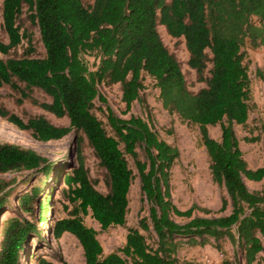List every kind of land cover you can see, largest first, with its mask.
<instances>
[{
	"label": "trees",
	"instance_id": "trees-1",
	"mask_svg": "<svg viewBox=\"0 0 264 264\" xmlns=\"http://www.w3.org/2000/svg\"><path fill=\"white\" fill-rule=\"evenodd\" d=\"M25 8L28 20L39 29L45 49L42 58L32 57L31 39L21 32L19 21ZM2 17L8 43L0 41V55H9L25 39L30 46L23 57L0 56V89L9 87L20 105L29 100L58 119L67 118L69 126H56L44 116L24 120L2 105L0 118L30 131L40 142L62 140L75 130L106 171L108 193L103 194L89 178L78 147L79 165L64 178L68 201L74 207L50 231L55 239L64 233L74 236L85 264H201L182 262L181 248L215 246L223 251L213 240L224 236L240 258L236 263L225 258L223 264H264V184L256 191L246 184L264 182V166H248L235 133V125L246 126L250 118L246 48H264V0H94L89 6L84 0H3ZM159 27L171 38L185 41L188 67L205 84L197 93L189 90L182 65L164 44ZM256 76L264 82V69H258ZM146 77L155 82L170 114L199 126L213 180L227 192L219 213L230 210L227 215L197 217L196 211L205 216L213 212L198 205L185 211L175 206L170 171L179 150L142 118L125 120L109 107L105 111L98 106L106 104L100 87L119 84L124 113H129L135 102H143ZM35 89L50 102L35 99ZM97 110L106 115L110 131ZM219 125L221 136L215 139L209 128ZM261 131L264 136V125ZM52 165L34 149L0 145L1 175L43 173L48 178ZM137 178L149 216L128 230L122 248L106 255L98 231L85 224L84 216L90 215L102 231L125 227L129 195ZM15 181L0 178V264H22L29 244L43 235L36 221L20 214L1 221L14 195ZM40 192L34 188L19 197L20 212L34 215L33 204ZM49 198L41 204V224L48 221ZM175 218L188 222L179 224ZM38 264L54 263L40 258Z\"/></svg>",
	"mask_w": 264,
	"mask_h": 264
},
{
	"label": "rangeland",
	"instance_id": "rangeland-1",
	"mask_svg": "<svg viewBox=\"0 0 264 264\" xmlns=\"http://www.w3.org/2000/svg\"><path fill=\"white\" fill-rule=\"evenodd\" d=\"M94 0H84L86 6L92 5ZM3 0H0V41L8 43V36L3 27ZM28 9L25 8L19 21L21 32L28 35L31 45L35 49L32 57L42 58L45 56V49L40 39V32L37 26L28 20ZM159 32L164 44L173 53L182 65L188 88L191 92L197 93L205 87L204 83L197 81L196 72L188 67L189 53L183 39L171 38L164 27H159ZM30 43L25 39L18 48L11 51L7 56L0 55L3 59L19 58L26 55ZM247 64L251 80L252 99L250 102L251 113L246 126L235 125V133L240 141V148L244 153L248 166L256 169L264 166V136L262 126L264 125V82L256 76L258 69H264V48H246ZM145 90H143V102H135L129 113L125 114V104L122 102L121 86L100 87V94L105 97L106 104L98 103L105 111L109 107L118 117L129 120L132 116L142 118L148 122L159 134L160 138L179 150L180 156L171 168L170 184L171 196L175 206L180 210H188L193 205L208 208L213 213L205 216L196 211L197 217H220L230 213H219L222 200L227 198L224 187L214 182L210 170V161L205 147L201 141V130L199 126L182 121L179 116L170 114L162 104L160 90L155 82L146 77ZM19 97V95H18ZM34 98L39 102H50V99L40 90H34ZM17 95L9 87L0 89V105L6 107L10 112L20 116L24 120L30 117L44 116L56 126H69L67 118L58 119L54 115L44 111L37 104L27 100L18 104ZM108 131V120L101 111H96ZM211 137L219 139L221 136L220 125L210 127ZM258 141H248L258 138ZM15 144L37 151L42 157L52 162L53 169L46 178L43 173L31 175L27 172H18L1 175L6 180H16L13 187L15 192L10 199V206L4 211L1 221L8 217L20 214L29 221H36L39 228L43 230L42 239H34L25 252L22 264H38L40 258H45L54 264H85L84 252L77 239L69 233H64L60 239H55L50 232L54 225L62 219L68 218L74 205L68 201V186L65 184V176L72 174L74 168L79 165L78 147L81 148L85 168L88 170L89 178L96 188L103 194L108 193L106 171L100 166L93 150L89 147L83 135L72 131L65 138L59 141L40 142L37 141L30 131H23L0 118V145ZM142 157V153L140 152ZM129 164L137 174L134 160L128 158ZM250 191L260 190L262 183L246 181ZM34 188L41 190L38 198L34 201L32 213L20 212L18 198L24 194L31 193ZM49 198L50 208L46 215L48 221L44 224L39 222L41 204ZM149 216V205L142 197L140 181L137 178L131 188L129 195V212L127 225L125 227H111L102 231L100 225L92 217L84 216L85 224L98 231V239L104 250V254L118 251L126 243V237L130 228H137L142 218ZM179 224L188 222L186 219L175 218ZM215 244H221L223 251L215 246L204 248H192L185 245L179 252V258L184 261H196L201 264H223L225 258L236 263L240 255L236 253L234 244L222 236L219 240H213ZM264 258V254H263Z\"/></svg>",
	"mask_w": 264,
	"mask_h": 264
},
{
	"label": "crops",
	"instance_id": "crops-1",
	"mask_svg": "<svg viewBox=\"0 0 264 264\" xmlns=\"http://www.w3.org/2000/svg\"><path fill=\"white\" fill-rule=\"evenodd\" d=\"M248 182H251V181H248ZM252 183H255V182H252ZM222 207V206H221Z\"/></svg>",
	"mask_w": 264,
	"mask_h": 264
},
{
	"label": "bare ground",
	"instance_id": "bare-ground-1",
	"mask_svg": "<svg viewBox=\"0 0 264 264\" xmlns=\"http://www.w3.org/2000/svg\"><path fill=\"white\" fill-rule=\"evenodd\" d=\"M24 258H25V256H24ZM24 258H23V259H24Z\"/></svg>",
	"mask_w": 264,
	"mask_h": 264
}]
</instances>
